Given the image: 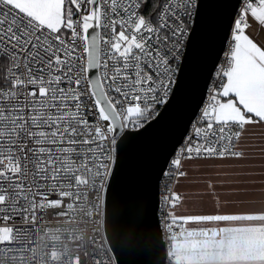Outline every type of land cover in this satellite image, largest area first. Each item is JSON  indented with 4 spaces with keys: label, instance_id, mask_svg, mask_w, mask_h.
Wrapping results in <instances>:
<instances>
[{
    "label": "snow or ice",
    "instance_id": "6c2138e0",
    "mask_svg": "<svg viewBox=\"0 0 264 264\" xmlns=\"http://www.w3.org/2000/svg\"><path fill=\"white\" fill-rule=\"evenodd\" d=\"M0 264H264V0H0Z\"/></svg>",
    "mask_w": 264,
    "mask_h": 264
},
{
    "label": "water",
    "instance_id": "95a60500",
    "mask_svg": "<svg viewBox=\"0 0 264 264\" xmlns=\"http://www.w3.org/2000/svg\"><path fill=\"white\" fill-rule=\"evenodd\" d=\"M167 131H168V130H167V129H165V130H163V131H162V133H161V134H162V135H167Z\"/></svg>",
    "mask_w": 264,
    "mask_h": 264
},
{
    "label": "crops",
    "instance_id": "0c3cea01",
    "mask_svg": "<svg viewBox=\"0 0 264 264\" xmlns=\"http://www.w3.org/2000/svg\"><path fill=\"white\" fill-rule=\"evenodd\" d=\"M257 131H259V130H257ZM257 142H258V141H257ZM193 190H195V189H193ZM189 210H191V208H190Z\"/></svg>",
    "mask_w": 264,
    "mask_h": 264
}]
</instances>
